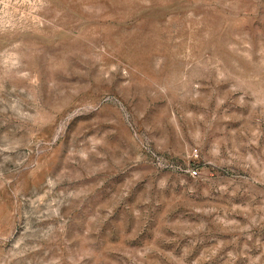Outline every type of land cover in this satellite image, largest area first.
<instances>
[{"label": "rangeland", "instance_id": "1", "mask_svg": "<svg viewBox=\"0 0 264 264\" xmlns=\"http://www.w3.org/2000/svg\"><path fill=\"white\" fill-rule=\"evenodd\" d=\"M0 264H264V0H0Z\"/></svg>", "mask_w": 264, "mask_h": 264}, {"label": "built area", "instance_id": "2", "mask_svg": "<svg viewBox=\"0 0 264 264\" xmlns=\"http://www.w3.org/2000/svg\"><path fill=\"white\" fill-rule=\"evenodd\" d=\"M191 174H192L193 176H195V175H196V172H195V171H192Z\"/></svg>", "mask_w": 264, "mask_h": 264}]
</instances>
